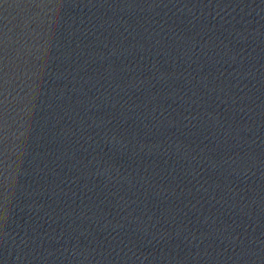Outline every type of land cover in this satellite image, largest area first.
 I'll list each match as a JSON object with an SVG mask.
<instances>
[{"label":"water","instance_id":"obj_1","mask_svg":"<svg viewBox=\"0 0 264 264\" xmlns=\"http://www.w3.org/2000/svg\"><path fill=\"white\" fill-rule=\"evenodd\" d=\"M0 62L195 264H264V0H0Z\"/></svg>","mask_w":264,"mask_h":264}]
</instances>
